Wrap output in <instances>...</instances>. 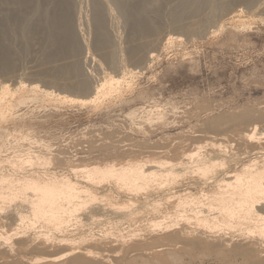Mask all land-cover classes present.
<instances>
[{"label":"rangeland","instance_id":"obj_1","mask_svg":"<svg viewBox=\"0 0 264 264\" xmlns=\"http://www.w3.org/2000/svg\"><path fill=\"white\" fill-rule=\"evenodd\" d=\"M76 1V10L81 14L80 39L89 45L88 51L81 50L78 58L83 59L82 68L89 83L93 87L106 76L124 79L118 90L91 102L93 94L61 85L63 75L56 66L63 60L45 59L43 30L33 27L25 39L16 27L14 32L4 33L5 43L14 47L15 53L11 54V66L0 69V81L12 87L20 82L28 86L39 83L40 89L24 92L27 102L16 105L12 114L0 119V159L12 158L18 150L23 153L26 149H39L32 141L45 142L54 157L51 163L34 167L73 176L68 163L165 157L169 149L180 153L190 143L209 142L211 137L228 144L239 155L233 167L262 155L264 150L244 141L239 133L256 126V131L263 133L260 136L264 145V0H228L222 11L211 12L205 6L197 13H183L179 21L173 20L171 12L182 0H148L153 10L149 19L155 28L146 34H134L114 11L106 25L112 45L104 49L93 45V26L88 18L90 0ZM137 43H142L139 62L126 49ZM106 51L113 61L103 57ZM125 69L131 72L125 73ZM51 71L60 74L56 79L60 83L50 81L47 76ZM42 90L53 94L45 95ZM63 95L66 98L60 97ZM11 171L8 163L0 165V173ZM8 222L5 229L12 233V226L15 228L18 222ZM90 223L81 231L88 238L101 237V225ZM38 231L27 229L13 235L9 242L0 239V264H51L35 263V258L49 259L69 252L66 246L42 244L35 239ZM141 235L154 237L146 229ZM119 245L109 234L103 243L81 245L100 251L102 256L85 257L82 249H75L77 259L69 255L58 262L104 264L101 257L110 255L112 262L124 264L120 261L123 255H136L129 249L126 254L118 252ZM184 264L242 263L231 255L226 259L186 257Z\"/></svg>","mask_w":264,"mask_h":264},{"label":"bare ground","instance_id":"obj_2","mask_svg":"<svg viewBox=\"0 0 264 264\" xmlns=\"http://www.w3.org/2000/svg\"><path fill=\"white\" fill-rule=\"evenodd\" d=\"M228 2L182 0L171 17L179 21L183 13H197L205 6L211 12L222 11ZM76 3V0H0V69L11 66V54L15 53L14 47L5 43L3 34L16 27L25 39L33 27H39L45 34L42 47L45 59L63 60L56 66L63 75L62 82L56 81L60 74L53 71L47 76L50 81L93 94L91 102L118 90L123 76H106L94 88L88 81L82 68L83 59L78 56L81 50L88 51L89 45L80 39L81 14ZM90 5L88 18L96 48L112 45L106 25L114 11L125 19L134 34L137 31L146 34L155 28L149 19L153 10L148 0H90ZM141 46L142 43H137L126 48L136 62L142 59ZM108 55L107 51L103 53V57ZM108 57L109 61L114 60ZM128 72L131 71L125 69ZM38 84L28 86L20 82L12 87L0 81V119L12 114L16 105L27 102L24 92H36L40 89ZM256 130L254 126L239 134L247 143H255L259 150H264L260 136L263 133ZM32 143L39 149L24 148L23 153L18 150L14 157L0 159V165L6 162L12 170L0 173V239L9 242L13 235L37 228L35 239L44 245L66 246L69 251L49 259L36 257L35 263L60 264L58 261L75 255V249H82L85 257L98 258L102 256L100 251L81 245L103 243L111 234L120 243L118 252L136 253L129 258L123 255L120 261L124 264L151 261L184 264L186 257L226 259L231 255L236 260L240 258L242 264H264V152L233 167L239 155L228 144L211 137L209 142L190 143L180 153L169 149L165 157L149 155L122 161L68 163L73 174L68 176L36 169V165L51 163L54 154L47 143L36 140ZM43 149L46 151L42 152ZM114 190L117 194H113ZM8 221L18 222L15 228L12 226V233L5 229ZM90 221L101 225V237L88 238L81 231L89 227ZM144 229L154 237L144 238L141 235ZM78 257L75 255L74 259ZM101 258L104 264H118L112 262L110 255ZM137 258L141 261L137 262Z\"/></svg>","mask_w":264,"mask_h":264}]
</instances>
